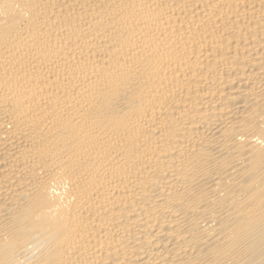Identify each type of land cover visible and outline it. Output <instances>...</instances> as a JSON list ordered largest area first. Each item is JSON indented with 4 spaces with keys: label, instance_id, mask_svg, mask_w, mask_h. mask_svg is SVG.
<instances>
[{
    "label": "bare ground",
    "instance_id": "6f19581e",
    "mask_svg": "<svg viewBox=\"0 0 264 264\" xmlns=\"http://www.w3.org/2000/svg\"><path fill=\"white\" fill-rule=\"evenodd\" d=\"M0 264H264V0H0Z\"/></svg>",
    "mask_w": 264,
    "mask_h": 264
}]
</instances>
